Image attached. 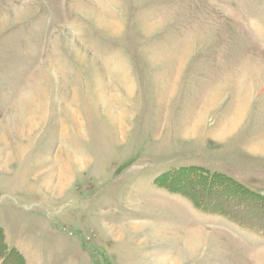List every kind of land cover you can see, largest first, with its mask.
Returning a JSON list of instances; mask_svg holds the SVG:
<instances>
[{
    "label": "rangeland",
    "instance_id": "1",
    "mask_svg": "<svg viewBox=\"0 0 264 264\" xmlns=\"http://www.w3.org/2000/svg\"><path fill=\"white\" fill-rule=\"evenodd\" d=\"M188 166L264 193V0H0V264H264Z\"/></svg>",
    "mask_w": 264,
    "mask_h": 264
},
{
    "label": "trees",
    "instance_id": "2",
    "mask_svg": "<svg viewBox=\"0 0 264 264\" xmlns=\"http://www.w3.org/2000/svg\"><path fill=\"white\" fill-rule=\"evenodd\" d=\"M165 177L169 183L173 184L176 183L173 180L171 181L172 178H188L186 180L193 188L199 191H201L202 189L203 192L207 191L209 195L220 193L221 191H223L224 197L227 198V200L230 199L238 201L246 208L249 207L248 204L262 206V208H264V193L260 192L262 188H258L254 184L242 180L239 177L238 179H235L225 174H214L212 176H209L205 174V171L200 166H188L179 168L175 171H170L169 174L165 175ZM191 198L194 202H203L196 199L195 196ZM218 209L221 214L232 219H237L233 215V212L222 210L220 209V207Z\"/></svg>",
    "mask_w": 264,
    "mask_h": 264
},
{
    "label": "bare ground",
    "instance_id": "3",
    "mask_svg": "<svg viewBox=\"0 0 264 264\" xmlns=\"http://www.w3.org/2000/svg\"><path fill=\"white\" fill-rule=\"evenodd\" d=\"M255 78H253V81H255L254 80ZM251 86L252 85H254V84H251V83H249ZM248 84V85H249ZM251 89V87H249L248 89H247V91L248 92H246V96L248 95H250V90ZM102 100V99H101ZM106 101L107 100H102V102H104V103H106ZM107 106V105H106ZM108 107V106H107ZM109 109V108H108ZM63 152L62 151H60V154L61 155H69L68 157L71 159H67L68 161H67V164H71V163H73V161L76 163V164H79V162H77L76 161V158L75 157H73L72 156V154H68V153H64V154H62ZM74 163V164H75ZM80 165H85V163H80ZM71 168V167H70ZM69 174H73V172H71V169H70V171H69ZM48 186V185H47ZM135 227V226H134ZM191 238V239H190ZM202 245H203V243H202V241L201 240H199V239H196L195 237H193V239H192V237H189V242H187V244H186V246L183 248V249H180V251L177 253V255H176V257L172 260V261H167V263L165 262V264H180V261H181V259H183V258H188V259H191L192 257H194L197 253H199V251H200V249L202 248ZM161 259V258H160Z\"/></svg>",
    "mask_w": 264,
    "mask_h": 264
}]
</instances>
